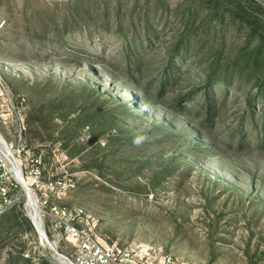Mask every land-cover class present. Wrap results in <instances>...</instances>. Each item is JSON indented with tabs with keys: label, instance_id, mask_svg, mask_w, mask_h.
Listing matches in <instances>:
<instances>
[{
	"label": "rangeland",
	"instance_id": "obj_1",
	"mask_svg": "<svg viewBox=\"0 0 264 264\" xmlns=\"http://www.w3.org/2000/svg\"><path fill=\"white\" fill-rule=\"evenodd\" d=\"M0 81L1 135L104 242L264 264V0H0ZM10 195L0 264H62Z\"/></svg>",
	"mask_w": 264,
	"mask_h": 264
},
{
	"label": "built area",
	"instance_id": "obj_2",
	"mask_svg": "<svg viewBox=\"0 0 264 264\" xmlns=\"http://www.w3.org/2000/svg\"><path fill=\"white\" fill-rule=\"evenodd\" d=\"M0 95L6 96V106L11 113L24 110L23 101L14 103L1 81ZM41 171L40 158L31 155L24 158L23 149L8 142L0 133V202L9 205L11 192L22 189L26 193V188H29L44 234L49 235L55 249L60 243L64 245V258L68 264H137L145 258L146 251L140 246L123 247L116 242L106 243L100 239L89 213L80 207L62 206L61 203L74 188L71 181L56 180L41 188ZM34 186L38 187L39 193L43 190L38 197L34 193ZM170 262L169 258H165L163 264Z\"/></svg>",
	"mask_w": 264,
	"mask_h": 264
},
{
	"label": "bare ground",
	"instance_id": "obj_3",
	"mask_svg": "<svg viewBox=\"0 0 264 264\" xmlns=\"http://www.w3.org/2000/svg\"><path fill=\"white\" fill-rule=\"evenodd\" d=\"M24 185H25V184H24ZM25 187H26V186H25ZM26 189H27V188H26ZM28 189H29V188H28ZM28 191H29V190H28ZM28 191H27V192L25 191V192H26V195L28 196V197H27V201H26V205H25L27 215H28V217H30V219L34 222V224H35V226H36V228H37V231H38L39 234H40L39 239H40L41 243H42L43 245L47 246L46 243L44 242V239H43L42 235H41V234L44 233V232H43V229H42V227H41V225H40V222H39V216H38V211H37L36 203H35V201H34L33 196H32ZM31 196H32V197H31ZM46 240H47V238H46ZM47 243H48L49 246L53 249L52 245L48 242V240H47ZM50 247L47 246V248H48L49 250H51ZM53 250H54V249H53ZM59 261H60L62 264H68L67 261L64 260V258L62 259V256H59Z\"/></svg>",
	"mask_w": 264,
	"mask_h": 264
},
{
	"label": "water",
	"instance_id": "obj_4",
	"mask_svg": "<svg viewBox=\"0 0 264 264\" xmlns=\"http://www.w3.org/2000/svg\"><path fill=\"white\" fill-rule=\"evenodd\" d=\"M33 226H34V225H33ZM34 229H35V232L37 233V235L40 236L39 232L37 231L36 226H34ZM41 235H42V237H43L44 242L46 243V245H47L48 247H50L49 244L47 243V240H46V236H45V234L42 233ZM50 249H51V251L54 252V250H53L51 247H50ZM54 253H55V255L57 256V253H56V252H54ZM58 259H59V256H57V260H58Z\"/></svg>",
	"mask_w": 264,
	"mask_h": 264
},
{
	"label": "trees",
	"instance_id": "obj_5",
	"mask_svg": "<svg viewBox=\"0 0 264 264\" xmlns=\"http://www.w3.org/2000/svg\"><path fill=\"white\" fill-rule=\"evenodd\" d=\"M208 83H213V82H212V81H210V80H208ZM222 83H223V84H225V83H224V81H222Z\"/></svg>",
	"mask_w": 264,
	"mask_h": 264
}]
</instances>
